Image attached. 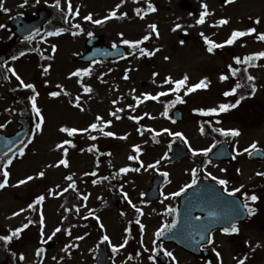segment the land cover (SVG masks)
<instances>
[{"label": "rangeland", "instance_id": "1", "mask_svg": "<svg viewBox=\"0 0 264 264\" xmlns=\"http://www.w3.org/2000/svg\"><path fill=\"white\" fill-rule=\"evenodd\" d=\"M71 2L74 9L79 7L80 14L74 19L69 17L68 23L63 19L67 13V0H61L60 7L63 12L53 6L55 0H48L47 4L45 0H40L38 4L36 0H28L23 7L21 5L24 4V0H3L4 6L10 11L7 13L0 11L2 12L0 24L6 26L0 28V44L9 45L4 58L11 57L20 50L26 51V55L19 60L8 62V66L14 67L26 83L35 85L36 91L40 94L37 97V104L45 116L43 131L35 134L23 157L17 156L13 160L8 167L9 183L4 189H0V233L9 235L12 230L28 223L29 220L34 221L23 231L22 237L5 244L4 249L12 255V260L4 264H41V262L42 264H94L96 247L105 233L116 245L122 244L127 235L135 238L131 237L130 241H133L127 247L120 249L122 254L119 257L115 256L112 264H128L131 260L137 264H150L149 256L153 255L152 242L155 240L156 229L169 221L171 215L163 212L165 207L163 202L149 205L141 199V194L146 192L158 171L169 174L168 186L163 189L168 193L192 181L191 170L198 168L200 164L198 163L200 159L195 157L181 162H170L168 159L170 146L175 142L176 136L169 135L163 130L183 133V137L188 141L187 145L190 144L193 149L207 148L221 140L228 141L231 146L238 147L241 151L253 141H257L258 146H264V58L254 61L253 66L247 68L249 75L256 78L255 95L244 94L245 99L237 108L221 113L223 115L220 123L210 120L211 124L208 123L209 127L204 134L200 132L199 120L193 115L194 109L197 108L231 103L223 93L234 83L228 68L230 64L233 67L237 66L233 57L243 58L264 51V41L257 39L258 33H264V0H234L233 3H226L225 0H151L156 11L142 13L143 19L135 14V9L137 7L146 9L147 0H139V2L126 0L118 11V15L127 12L126 17L113 18L99 25L86 21L83 17L91 13L93 20H102L120 3V0H71ZM204 3L208 5L210 15L205 18L204 24H198L199 15L204 11L202 7ZM43 8L55 12V19L46 24L44 30L34 36L31 42L16 39L11 44H7L14 33L10 27L11 19L20 14L36 16V13ZM257 17L262 21L258 25L254 23ZM221 18L228 19L229 23L213 26ZM153 23L157 25L159 37L153 34L149 41L141 45L150 51L160 49L151 57H141L138 51L135 55H129L132 49L126 45L128 54L119 60L103 63L98 61L84 63L78 60L89 50L86 46V41L90 37L89 32L92 35H103L107 45L122 44L119 33L123 32L124 38L139 40L151 31L148 25ZM73 24H79L83 32L72 27ZM60 27L68 31L58 36H47V32L55 31ZM250 27H256L257 33L242 37L235 44L216 49L213 53L207 51V45L200 35L203 32L215 42L223 43L234 29L247 30ZM72 32L78 34L72 35ZM182 32L187 33L190 39L180 43L177 36ZM53 44L57 45L54 53L51 51ZM49 65L51 67L45 72L44 68ZM82 68H90L91 75L82 78L70 77V73ZM126 72L127 79L124 78ZM153 73L159 75L154 77ZM185 73L190 77L189 84L197 83L207 77L210 81L209 87L186 96L182 90L180 95L184 100L183 103L174 102L175 95L172 93L160 97L158 101L143 100V93L155 95L172 87V85L161 87L165 77L171 75L179 79ZM221 74L229 75V79L221 81ZM81 79L84 84L93 88L92 93H83L79 82ZM252 83L253 81H248L246 85L250 91ZM20 88L19 82L6 70V80L0 91V124L7 125L3 128L7 134L14 133L20 127L18 119L21 116L28 115L31 119L28 114L31 109L28 97L33 92L23 97L18 93ZM51 91H60L61 95L51 97L49 95ZM77 95L81 97L84 111L74 107L73 102ZM135 97H141L143 102L137 104ZM113 101L117 103L113 104ZM129 105H133V108H129ZM174 107L180 108L184 113L181 122H175L172 118ZM117 108L124 109L118 113L120 119L110 115ZM166 109L167 116L163 115ZM97 116L113 121L105 131H113L117 137L126 135L127 139L107 137L99 131L78 132L74 137H68L60 131L63 126L87 128L91 123L96 122ZM131 116H138L141 119L134 121L130 119ZM30 126L29 122V129ZM214 127L238 128L241 135L236 138L222 136L220 139L219 135L212 131ZM140 131L144 134L141 135ZM154 133H159L155 139H153ZM93 135L98 138L92 140L90 137ZM64 139H72L76 145L74 148L65 145L68 148L70 166L48 167L50 164L55 165L62 158L63 152L58 150L56 145ZM182 140L184 142L183 138ZM93 145L95 150L88 151ZM134 145L141 147L139 157L144 167L139 172L129 171L116 175L122 167H140L138 161L128 159L130 155L136 154L133 151ZM165 154L167 158H163ZM103 156L106 158L100 161ZM197 156L202 158V154ZM237 159L240 162L238 167L233 168L234 176L242 179L246 177L249 188L259 189L261 197L256 204L257 213L247 226L246 246L242 249L228 245L225 243V238L218 236L217 242L212 247L215 249L213 264H237L238 259L245 256L248 257L245 264H264L262 229L264 179L256 175L257 172H264V162H250L245 154L239 155ZM157 160H160L158 170L147 168L148 164H153ZM208 167L227 170L223 164L217 163H208ZM40 171H45V176L42 178L37 176ZM93 171L96 172V176L85 175ZM70 174H74L76 190L69 188L68 191L63 192L62 189L67 188L70 183L65 177ZM30 175L36 178L16 186L19 180ZM104 177L108 179L105 180ZM93 180H96L95 184ZM57 185L60 187L57 188ZM49 190L60 194L52 195ZM125 192L128 194L127 199L124 196ZM41 194L46 197L43 205H38L36 210L28 209V205L33 203L32 200ZM83 195H88L87 201L83 200ZM128 199L142 209L143 215L136 212L128 203ZM41 207L45 217V239L56 227H61V231L47 243L42 242L40 238ZM76 207L80 208L79 213L76 212ZM20 209L25 211L13 216V213L19 212ZM89 210H93V216H88ZM95 216H99L100 221H97ZM137 219L144 225L141 236L138 233L140 226L135 223ZM100 223L104 224L103 229L100 228ZM126 228L131 229L130 233L125 231ZM69 229L70 236L67 234ZM78 236H83L84 239H75ZM141 237H143V245L141 241H137L141 240ZM48 243H53V246L47 247ZM66 245L72 247L65 251ZM145 247L148 251H145ZM156 247H158L157 243ZM38 248L45 250L41 256L36 255ZM216 251L220 253V257L216 256ZM174 252L179 264H194L186 260L177 250ZM129 253L134 255L131 256L132 259H129ZM20 254L24 255V260L18 258Z\"/></svg>", "mask_w": 264, "mask_h": 264}, {"label": "snow or ice", "instance_id": "2", "mask_svg": "<svg viewBox=\"0 0 264 264\" xmlns=\"http://www.w3.org/2000/svg\"><path fill=\"white\" fill-rule=\"evenodd\" d=\"M39 2H40V0H36L37 4ZM125 2H126V0H120V3L117 4L115 6V8L112 9L109 12V14L107 16H105L102 20L101 19L93 20V16H92L91 13H89L86 16H84L83 19L86 20V21H91L93 24L99 25V24H101V23H103V22H105L107 20L113 19V18L120 19V18L126 17L128 15L127 12H123V13H120L118 15L119 9L122 7V5ZM135 2H139V0H135ZM225 2L226 3H233L234 0H225ZM27 3H28V0H24V4H22L21 7H23ZM45 3L47 4L48 0H45ZM60 5H61V0H55V3H54L53 6L58 8V9H60V11L63 12L64 10L60 7ZM202 7H203L204 11H202L200 13V15H199V19L197 20L198 24H204L205 23V18L208 15H210V13L208 11V5L206 3H204L202 5ZM0 11H3L5 13L10 11L7 7L4 6L3 0H0ZM154 11H156L155 5L151 3V0H147V8L144 9V8L137 7L135 9V14L137 16H139L141 19H143L142 13L154 12ZM79 14H80L79 7H76L74 9L71 0H67V13L63 17L65 23L69 22V17H72L74 19L76 16H79ZM261 22L262 21H261V19L259 17H257L255 19V21H254V23L257 24V25L260 24ZM228 23H229L228 19L221 18L220 20L215 22V24L213 26H223V25H226ZM5 27H6L5 25L0 24V28H5ZM72 27H74L76 29H79L80 32H83V28H81V26L79 24H73ZM177 27H179V25H177ZM148 28L151 29V31L148 34L144 35L142 37V39H139V40H131V39L124 38V33L123 32L119 33V35L121 37V43L124 44V45L129 46L130 49H132V51L129 52V55H135L136 51H138L139 55L141 57H144V56L151 57V56L155 55V53L160 50L159 48H157L154 51H150L147 48L141 47V45L145 41H149L150 40V38H151V36L153 34H155L156 37H159V35H160L159 31L157 30V25L156 24H154V23L150 24V25H148ZM38 31L39 30H37V34H38ZM66 31H68V29H66L64 27H60V28H57L55 31L47 32V36H54V35L58 36V35L66 32ZM253 33H257V28L256 27H250L247 30L234 29L231 32V34L228 37V39H226L223 43L215 42L214 40L210 39L207 35H205L203 32H201L200 35L203 37V39L205 41V44L207 45V51L209 53H213L216 49L224 48L226 45H233L240 38L249 36V35H251ZM77 34H78L77 32H72V35H77ZM88 35L91 36L92 33L89 32ZM33 38H34V36L32 34H29V35L25 36V40L29 41V42H31L33 40ZM257 39L260 40V41H264V33H258L257 34ZM181 43H183V41H181ZM115 47H116V44L114 43L113 44V48H115ZM56 49H57V45H55V44L51 45V51L53 53L56 51ZM23 55H25V53L23 51H21L19 53V56H23ZM18 58L19 57L16 56V55H13V56L10 57V59L12 61L17 60ZM261 58H264V51L256 52V53L244 56L243 58H241L240 56H235V57H233V60L235 61V63L237 65L253 66V62L257 61V60H260ZM165 59H170V57H165ZM50 67H51V65L45 67L44 71L47 72ZM228 68H229L230 74L232 76H236L241 71L240 68L233 67L231 64L228 66ZM0 69H6L7 72L11 73V75L14 76L15 79L19 82V87L24 88V89L32 90L33 94L31 96H29L28 99H29L30 104H31V111H32V113L34 114V117H35L34 127H33V130L31 132V134H30L31 138H29L26 143L21 142V146L18 148V151H16V152H12V150L9 149V152H12V154L8 155V153H5L4 156L7 157L6 160L0 159V166H2V177H3L2 182H0V189H4L9 183V179L8 178H9L10 173L8 171V167L13 163V160L17 156L23 157L25 155V149L27 148L28 144H30L32 142V139L35 138V134L37 132H42L43 131V126L45 124V116L42 113V109L37 104V97L40 94H39V92L36 91L35 85L32 84V83H26L21 78V76L17 73V71H16V69L14 67H9L8 66V60H5L3 65H0ZM244 71H247V68H245ZM69 75H70V77L74 76V77H81V78L83 76H86V75L90 76L91 75V69L90 68L76 69L75 71H73ZM157 75H159V74L158 73H153L154 77L157 76ZM124 78L125 79L128 78L127 72L125 73ZM228 79H229V75L221 74V76H220V80L221 81H225V80H228ZM255 79L256 78L254 76H252V75H248L247 76V80L248 81H253V83L251 84V91H250L249 95H255V93H256V85L254 83ZM189 80H190V77L186 73L179 79H175L171 75H169V76L164 78V80L162 81L161 87L163 85H172V87L168 88L167 91H160V92L156 93L155 95H153L152 93H143L142 94L143 100L158 101L160 99V97L166 96L169 93H172V94L175 95V101L174 102L183 103L184 100H183L182 96L180 95L182 90L184 92V95L186 96V95L191 94V93H193V92H195L197 90L207 89L209 87V84H210V81L208 80L207 77H204L203 79H200L197 83H194V84H189ZM79 82L81 83V86H82V89H83V93L90 94V93L93 92V88L90 85L84 84L82 79ZM46 83H47V81H46ZM58 87H61V86H58ZM240 87H241V85L239 83H237L235 87L231 88L229 91L224 92L223 95L226 96V97L227 96H231V95H235L236 92H237V89H239ZM65 94H68V93H65ZM49 95L51 97H58V96L61 95V92L60 91H51L49 93ZM135 99L137 100V104L143 102V100H141V97H135ZM243 99H245V97L241 96L240 99H237L234 103H220L216 107L197 108V109H194V111L199 113L202 116H209V117L218 116L220 113H226V112H228L231 109L237 108L240 105V103H241V101ZM112 103L116 104L117 101H113ZM73 104H74V107L79 108L81 111H84V108H83V106L81 104V97L79 95H77L75 97V100H74ZM170 106L171 105H169V107ZM128 107L129 108H133V105H129ZM122 111H124V109L117 108L115 111L111 112L110 115H112L116 119H120L121 117L118 115V113L122 112ZM167 114L168 113H167V109H166L165 112L163 113V115L167 116ZM130 119H132L134 121H138L141 118L138 117V116H131ZM112 123H113L112 120H104L103 117L97 116L96 117V122L91 123L87 128L80 129V128H77V127L63 126V127L60 128V131L65 133V134H67L68 137H74L78 132L87 133V132H90V131H99L100 133H102L104 136H107V137H116L118 139H127L126 135L122 136V137H117V134L115 132H113V131H105V129L108 128L109 126H111ZM208 123L211 124V121H209ZM216 123H220V121L217 120ZM6 126H7L6 124H0V129L5 128ZM149 131H153L154 132V130H152V129H149ZM163 131L168 132L169 135H173V136H176V137L183 138L184 142L186 144H188L187 139L183 137V133L171 132L168 129H164ZM212 131L217 132V133L221 134L222 136H224L226 138L227 137L236 138V137H239L241 135V131L238 128L225 129L223 127H219V128L214 127V128H212ZM200 132H201V134H204V132H205V128H204L203 124L200 127ZM140 134L143 135L144 132L140 131ZM157 135H159V133H154L153 139H155V137ZM90 138L92 140H96L98 137L93 135ZM8 143H11V141H8ZM237 144H238V141H237ZM65 145H68V146L73 147V148L76 147V145L73 143L72 139H64L62 142L58 143L56 145V148L63 152V156H62V158H60L57 161V163L55 165H51L50 164V165H48V167H53V166L60 167V166H63V167L67 168V167L70 166L69 159H68V148H66ZM188 146H189L193 156H197V155H200V154H202L204 156H207L208 153H210L212 151V149L216 147V144L213 143L210 147L203 148V149H193V148H191L190 144ZM93 150H95V145H93L91 148L88 149V151H93ZM133 151L136 154L130 155L128 157V159L131 160V161H138L139 164H140V167H137V168L122 167V168L119 169V172L116 173V175H119L120 173H127L129 171L139 172L140 169L144 167V163H143L142 160H140V157H139V154L141 153L140 145H134L133 146ZM234 151H235V155L232 157L233 159H235L236 156L244 155V154H247V155L251 156L253 153H255L257 151H260V149H258V142L257 141H253L248 147H245L242 151L238 147L235 148ZM163 158H167V154H165V157H163ZM208 163H211V161H208ZM159 164H160V160H157L153 164H148L147 168L148 169H157L158 170V165ZM197 171L198 170L196 168H193L191 170L192 181H191L190 184L184 185L179 191L170 193L169 195H171L173 198L177 197V196H180L188 188H191L193 185L197 184V178H196L197 177ZM222 171H223V169H222ZM73 175L74 174H70V175L65 177V179L67 181H69L70 183L68 184L67 188L62 189L63 192L68 191L69 188H71L73 190H76V181L73 179ZM85 175L96 176V172L93 171L90 174L89 173H85ZM163 175L165 177H167L169 174L167 172H165V173H163ZM256 175L264 177V172H257ZM37 176L41 177V178L44 177L45 176V171H40L37 174ZM207 176L210 177L212 180L216 181L219 185L224 186V191L229 196H235L236 193L241 192V189L243 188V185H241L240 188H233V189H231V191H229V189L227 188V185L229 183L228 180L219 179L218 177L212 175L211 172H208ZM35 178L36 177L31 176V175L27 176L25 179L19 180L17 182L16 186L23 185V184L27 183L28 181H31V180H33ZM103 179L106 180V179H108V177H104ZM92 182H93V184H95L96 180H93ZM59 187L60 186L57 185V188H59ZM49 192L52 195H59L60 194V193L54 192L53 190H49ZM141 195H144V194L142 193ZM124 196H125L126 199L128 198V194L126 192L124 193ZM243 196H244V203L240 207H242L244 210H246L248 216L256 215L257 209L255 207H253L251 204H249L248 201H251L252 204H255V202H257L260 199V197L258 195H256L255 193H252L251 195H249L247 192L243 193ZM45 199H46L45 195H43V194L38 195L35 198V200L33 201V203H30L28 205V209L36 210V207L38 205L39 206L43 205V202L45 201ZM165 199H167V196L165 197ZM83 200L87 201L88 200V195H83ZM128 203L132 205V207L136 210L137 213H139L140 215H143L142 209L138 208L135 204H132V201L130 199H128ZM23 211H25V209H20L19 212H14L13 216L19 215L20 212H23ZM69 211H70V209H69ZM79 211H80V208L76 207V212L79 213ZM174 211H176V210L172 209L171 207H169L167 209V213L166 214L171 215ZM93 215H94L93 210H89L88 216H93ZM39 217H40L39 218L40 238H41L42 242L47 243L48 241H51L53 239V237H55L56 234L61 231V227H56L54 229V231L51 233V235H48L47 239H45V231H44L45 217H44V213H43L42 207H41V210H40V213H39ZM64 219H67V217H64ZM85 219H87V217H85ZM95 219L97 221H100V217L99 216H95ZM194 219L198 220L199 217H195ZM31 223H34V221L29 220L28 223H25L21 227H17L14 230H12L9 235L0 236V241L8 243V242L12 241L14 237L18 238L20 236V234L25 229H27L29 224H31ZM135 223L140 226V231H141V233H143L144 225L141 224L139 219H137L135 221ZM176 223H177L176 220H173L171 224L165 222L156 231V233H155L156 239L153 240V242H152L153 245H154V247L152 249L153 253H157V252L160 251V248L156 247L157 240H159L162 236H164L166 232L171 231V229H174L176 227ZM99 226H100L101 229L104 228V224L103 223H100ZM125 231L130 233L131 229L130 228H126ZM222 231L225 234H230V233H238L240 231V229L235 223H232L228 227H223ZM67 234L69 236L71 235L70 229L67 230ZM75 239L83 240L84 237L83 236H78ZM102 241H106L109 244H111L110 237L106 233L102 236ZM211 242L212 241L210 240L209 243H211ZM127 243H128V239L125 238L124 242L122 244H120V245L111 244L112 252H114V253L118 252L121 248L125 247V245ZM141 244L143 245V237H141ZM71 247H72V245H66L64 250L67 251ZM97 247H99V245H97ZM44 251L45 250L43 248H38L36 250V255L37 256H41ZM145 251H148V249L146 247H145ZM213 251H215V249H213ZM164 254L166 256H168V257H171L173 260L176 259L171 251L165 250ZM13 255H15V253H13ZM138 255H139V253H138ZM216 256L220 257V253L218 251H216ZM19 259L20 260H24L25 259L24 255L20 254ZM53 259H55V257H53ZM129 259H132L131 255L129 256ZM149 259L150 260H155V255L149 256ZM247 259H248L247 256H245L242 259H238L237 264H245V261ZM41 264H42V262H41Z\"/></svg>", "mask_w": 264, "mask_h": 264}, {"label": "flooded vegetation", "instance_id": "3", "mask_svg": "<svg viewBox=\"0 0 264 264\" xmlns=\"http://www.w3.org/2000/svg\"><path fill=\"white\" fill-rule=\"evenodd\" d=\"M0 131H1V129H0ZM217 145L218 144H216V147H217ZM215 148H213V149H215ZM229 149L232 153V156L230 159L209 160V161H211V163L223 164L227 168V170L224 168L223 171L218 170V169H208L207 171L211 172L212 175L218 177L219 179L228 180L229 183L227 185V188L229 189V191H231V189H233V188H240L241 185H243L241 192L236 193L235 196H229L224 191V186L219 185L216 181L212 180L208 176H199L197 178V183L199 182V180L201 178H205V179L216 182L215 186L212 185L213 194L216 198L214 200V204L216 206H218L220 209H225L226 211L229 210L230 212L233 211L236 214H240L242 212V210H244L242 207H240L244 203L243 193L247 192L249 195H251L253 193V190H255V189L249 188L248 180L246 177L244 179H242L241 177L234 176L233 173H234L235 169H233V168L238 167V163L240 161L237 159L238 156H236L235 159L232 158L235 155V151H234L235 148L233 146L229 145ZM245 157H247V160H249L247 154H245ZM249 161L250 162H259L258 160H249ZM1 167L2 166H0V168ZM190 183H191V181H188L186 184H190ZM186 184H183L182 186H180L178 188L181 189ZM173 192H177V191H170L168 193L162 192L161 196L158 200L153 201V202H147L149 205H152L156 202H163V204L165 205V207L163 208V212H165V213H167V209L169 207H171L172 209H175L176 211H174L171 214V218L167 222L169 224H171L173 220L177 219V216H178V213L180 210L189 211V212H193V210L197 211L198 208H196V206L199 204L198 201L195 199H190V200L186 201L185 197H183L185 192H183L180 196L173 198L171 195H169L170 193H173ZM203 195H205V193ZM166 196H167V199H165ZM144 197H145V194H144ZM193 198H196V195L193 196ZM248 203L250 204V201H248ZM181 205L183 207L180 208ZM199 216L200 215H198V217ZM230 224H232V222L227 224L226 227L230 226ZM236 225L240 229V231L238 233L225 234V233H223L222 229L215 230L211 234V241L212 242L207 243V244H203V243H205L204 239L208 238V233L194 232V231H191L189 229L183 228L181 231L177 232L176 235L168 234L166 240L162 241V240H160L161 238L159 240H157L156 243H157L158 247L160 248V251L157 253H153V255H155V260L149 259L150 264H179V259L176 258L174 250H177L179 253H181L183 256H185L186 260H189L192 263L194 262V264H199L202 262H204L205 264H213L214 263V251H213L212 247L217 242L218 236L225 238V243H227L228 245L235 246V247H241L242 249L246 246L245 244H247V240H248V234H247L248 221L238 222ZM140 234H142V233L140 232ZM131 241H133V240H131ZM131 241H129V244ZM137 241L140 242V240H137ZM201 244H203L202 247L204 249H206V251H207V255L205 257L194 255L193 253L187 252L186 250H184L182 248V246H185V245H201ZM165 250L171 251L176 259L173 260L171 257L166 256L164 254ZM108 253H109L110 257H113L114 253L112 252V249H109V247H108ZM115 254L119 257L121 253L116 252ZM130 255L134 256L132 253H130L129 256ZM150 256H152V255H150ZM160 256L165 257V261H166L165 263L160 262L161 261ZM10 264H19V263H10Z\"/></svg>", "mask_w": 264, "mask_h": 264}, {"label": "water", "instance_id": "4", "mask_svg": "<svg viewBox=\"0 0 264 264\" xmlns=\"http://www.w3.org/2000/svg\"><path fill=\"white\" fill-rule=\"evenodd\" d=\"M39 14H40V17L38 19H29V18L27 19V18L19 17L18 19L23 20L22 22L35 21L36 24L31 25L29 27H25V28H18L14 26L16 33L19 36L25 38V36L29 34H34L37 32V30H40L42 26L44 25V23H46L52 17V14L48 13L47 11H41ZM187 38H188V35L181 34L178 39L179 41H184ZM100 39L101 37H92L91 39L88 40L87 45L91 48V51L86 56L81 58V60L90 61L95 58H100L102 61H105L109 59H115V58L121 57L124 54H126V50L123 47L121 46H116L115 48L108 47L105 45L103 41L98 42ZM174 115L176 119L182 118L180 112H175ZM22 123H23V127L19 130L17 136L8 138L3 134L0 135V156L4 155L5 153H8L9 149L13 150L18 144L23 142V140L25 139L26 137L25 120H22ZM7 140L11 141V143H8ZM260 153H261L260 151H257L252 156L260 157ZM186 155L187 154H186L185 148L182 145L177 144L173 147L172 159H182V158H185ZM261 157L264 158V156H261ZM161 182L162 180H160V178L155 179L154 184L156 187L154 188V190H151L149 193L156 191L157 186ZM149 198L151 199V197ZM188 249L192 251L194 250L193 248H190V247H188Z\"/></svg>", "mask_w": 264, "mask_h": 264}]
</instances>
